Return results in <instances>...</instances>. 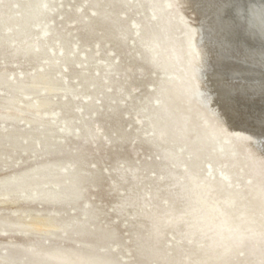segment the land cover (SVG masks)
I'll list each match as a JSON object with an SVG mask.
<instances>
[{
    "label": "rangeland",
    "instance_id": "1",
    "mask_svg": "<svg viewBox=\"0 0 264 264\" xmlns=\"http://www.w3.org/2000/svg\"><path fill=\"white\" fill-rule=\"evenodd\" d=\"M94 1L0 0V112H15L29 100L50 103L38 113L40 124L28 123L37 115L30 113H21L15 121L0 120V181L42 161H58L67 168L77 163L84 190L78 204L0 203L4 219L0 230H7L6 235L0 233V256L10 254L16 243L70 251L93 243L95 254L120 264H138L139 246L148 247V264H160L153 255L158 250L186 260L191 252L189 242L169 231L158 238L150 232L148 219L135 220L142 200L157 190L156 201L144 210L167 204L171 196L181 207L184 197L180 192L192 174L218 184L224 173L231 180L227 190L248 196L264 191V168L253 169L242 153L240 143L251 136L224 134L203 112L188 75L190 32L186 27L191 19L180 15L179 0ZM28 2H46V11L30 23L25 34L15 37L12 33L23 27L22 9ZM97 9L104 21L96 16ZM43 30L51 35L47 43L42 42L46 38ZM27 42L42 43L45 51L13 56L14 45ZM54 62L58 64L52 68ZM39 72H45L44 80L33 79ZM11 73L17 80L26 77L21 88H11ZM237 96L230 98L241 115L236 126L262 132L250 120L262 116L264 99L246 101ZM11 97L16 99L13 104L7 100ZM157 130L165 140H154ZM86 131L98 137L89 139ZM52 150L53 154H47ZM164 152L170 156L165 158ZM132 167L137 169L134 176L129 172L120 176ZM126 191L131 194L125 196ZM120 202L126 205L122 216L114 211ZM85 205L97 212L95 225L88 226L86 235L54 229L48 220V225H37L28 235L22 234V226L11 224L20 213L30 214L27 220L57 214L59 223L68 224L74 214L83 217ZM109 226L114 229L111 239L105 231ZM138 233L141 244L135 239ZM179 243L182 247L177 249ZM239 255L245 258L246 252Z\"/></svg>",
    "mask_w": 264,
    "mask_h": 264
},
{
    "label": "bare ground",
    "instance_id": "2",
    "mask_svg": "<svg viewBox=\"0 0 264 264\" xmlns=\"http://www.w3.org/2000/svg\"><path fill=\"white\" fill-rule=\"evenodd\" d=\"M179 1L180 15H185L191 19L186 27L190 32L186 49V56L190 62L188 75L193 88L199 94L203 112L222 133L251 136L249 140L240 143V147L243 150L242 153L245 159L250 161L253 169L264 168V143L261 141L264 138V126L260 128L262 132L246 130L247 128L241 129L239 128L240 126H236L237 123L235 124L236 118L232 119L233 121L228 118L229 116L226 115L219 102L210 104V109L206 108L204 105L205 98L206 96L213 97L215 94L213 87L215 82L208 80V76L206 80H201V74L204 69L202 65L205 59L207 60L208 68L214 64L217 66V71L213 76L219 77L217 82L220 83V90L226 97L231 92L238 90L250 94H246V97H261L264 99V0ZM93 3L97 2L93 0ZM46 5V2L39 5L26 3L22 9L25 12V16L21 21L23 27L13 31L12 35L16 37L25 34L30 23L39 20L41 14L46 11ZM82 10L83 8L80 7V12ZM95 13L101 20H105V17L99 14L101 13L99 9ZM202 29L207 31L206 37L202 36ZM141 31H143V28L140 29ZM49 33V30L42 31V36L46 37L42 42H48L51 38ZM47 35L50 37L48 38ZM8 37L5 36V41L10 43ZM125 37L126 35L123 34L121 39L125 40ZM14 41L15 39L11 40V42ZM40 44L42 46V43ZM40 44L33 42L18 43L13 47V56L21 54L26 57L30 56L32 52L41 54L45 50L43 49L42 51ZM98 44L99 41L96 43L97 47ZM64 49L62 45L60 47V51L63 53L62 58L66 59L68 57ZM57 64V62H54L51 67L54 68ZM9 76L14 77V74L11 73ZM32 77L35 80H44L45 72H39ZM25 78L23 76L17 80L14 77L11 88L16 90L21 88V82ZM238 78H240V81L236 83L235 80ZM1 79L2 76L0 75V83ZM207 82L209 87L205 86ZM7 100L10 101V104L16 101L12 97ZM25 104L26 106L16 109L15 112H0V120L2 122L6 120L15 121L20 117L21 113H30L37 115L27 120L28 123L40 124L42 118L38 113L41 114V110L48 107L50 103L37 99L36 101L29 100ZM263 115L264 110L262 111ZM56 116L57 118L59 117L57 113ZM257 120L264 122V116ZM150 124L153 125L152 123ZM153 127L155 126L153 125ZM86 132V137L89 139L98 137L97 133L94 135L89 131ZM165 139L166 137L162 131L157 130L155 132V141H163ZM260 145L263 148H260ZM53 153L54 151L47 152V154ZM163 156L167 158L170 155L164 152ZM70 165L71 168H67L58 161H42L19 175L1 180L0 188H5V190L1 193L0 203L16 204L36 200L51 204H78L84 191L79 183L81 178L79 164ZM136 170L135 167L129 168V170L121 171L120 176H125L127 172L134 176ZM227 182H231V180L224 173L223 177H220L218 184L211 183L205 177L199 178L196 174H192L185 181L187 184L185 185L186 188L180 192V195L184 197L181 207L178 204V199L171 196L167 198V204H157L151 209L144 210L143 207L146 204L156 201L154 199L156 198L157 190H154L149 198L142 200L141 205L136 210L135 218L137 219L135 220L137 222H140L142 216L149 220L150 232H153L158 238L164 237L166 232L169 231L178 235L180 239L189 242L191 246L190 255L187 256L186 260L165 255L159 250L154 252L153 255L156 256L160 264H264V191L249 192L247 196L240 194V191L227 190ZM130 194V191L124 192L125 196ZM197 198L214 201L224 206L235 223L239 225V233L231 239L217 244H211L199 235L194 234L185 222V217ZM114 211L118 216H122L126 211L124 202H120L114 207ZM76 212L78 211L76 210ZM82 216V218H79L74 214L71 216V223L69 222L68 225L59 223L58 220L60 221V218L57 214L49 217L36 216L27 220L30 218V214L24 215L20 213L11 224L22 226L19 228L22 234L28 235L33 227L48 225L46 222L48 220L54 229H61L63 232L74 230L76 234L81 236L87 234L88 226L95 225L97 212L92 207L85 205L83 206ZM3 221L4 219L0 217L1 224ZM105 231L108 233L109 239L113 238V227L109 226ZM0 233L6 235L7 230L2 229ZM141 238L140 233L135 236L138 244H141ZM199 242H203V244L200 246L196 245ZM85 245V248L70 251L47 247L43 244L16 243L13 244L14 247L10 254L6 253L4 256H0V264H120L108 259L106 255L95 254L93 243ZM181 247V243L176 245L177 249ZM147 249V246L136 248L138 259L135 263L148 264ZM127 250L131 252L130 248H127ZM118 251L120 250L118 249ZM241 252H246L245 258H240L239 254Z\"/></svg>",
    "mask_w": 264,
    "mask_h": 264
},
{
    "label": "clouds",
    "instance_id": "3",
    "mask_svg": "<svg viewBox=\"0 0 264 264\" xmlns=\"http://www.w3.org/2000/svg\"><path fill=\"white\" fill-rule=\"evenodd\" d=\"M190 230L211 244L222 243L239 233L226 208L221 204L197 198L185 217Z\"/></svg>",
    "mask_w": 264,
    "mask_h": 264
},
{
    "label": "water",
    "instance_id": "4",
    "mask_svg": "<svg viewBox=\"0 0 264 264\" xmlns=\"http://www.w3.org/2000/svg\"><path fill=\"white\" fill-rule=\"evenodd\" d=\"M206 32H207L206 30L202 29V36H205L206 37L207 36L206 35ZM206 62H207V60L204 59L203 65H202V67L204 66L203 67L204 69H203L202 74H201V80H203V81L206 80L207 79V76H208V80L214 81L215 83H214V86L213 87L215 89V94L214 95L212 94L213 97L212 96H209V97L206 96L205 101H204L205 107L208 108V109H210V104H213L214 102H219V104L224 109L226 115L229 116L228 118H230L231 120L232 119L234 120L236 118V120H239V122H241V115L235 110L234 105L232 103H230V97H234V96H237L238 95L237 96L238 98H242L243 100L245 99L246 101L252 100L253 97H251V96L246 97V94H248V93H244V92H241V91H238V90H236L234 92H231L229 94V96L226 97L222 93V91L220 90V85H219L220 83L217 82V79H219V77L213 76L214 73L217 71V66L214 64L213 66L211 65L212 67L208 68ZM205 64H206V67H205ZM239 79L240 78H238V79L235 80L236 83L240 81ZM205 86L206 87H209V83L208 82L205 83ZM248 95H250V94H248ZM263 116H260L258 118H255V116H254L253 119L250 120V122L255 127H257V126H264V122L257 120V119H259V118H261ZM260 148H263V146L260 145Z\"/></svg>",
    "mask_w": 264,
    "mask_h": 264
}]
</instances>
